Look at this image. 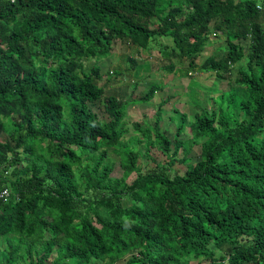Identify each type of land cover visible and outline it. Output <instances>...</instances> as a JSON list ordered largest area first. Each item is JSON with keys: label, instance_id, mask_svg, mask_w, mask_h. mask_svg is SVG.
I'll return each instance as SVG.
<instances>
[{"label": "trees", "instance_id": "1", "mask_svg": "<svg viewBox=\"0 0 264 264\" xmlns=\"http://www.w3.org/2000/svg\"><path fill=\"white\" fill-rule=\"evenodd\" d=\"M115 44L154 48L159 69L176 60L189 76L224 80L238 64L239 89L195 112L187 139L183 124L169 139L135 122L141 136L124 141L127 108L161 87L105 95L118 75L98 85L97 63ZM154 146L164 161L139 172ZM5 189L0 264H264V0H0Z\"/></svg>", "mask_w": 264, "mask_h": 264}, {"label": "rangeland", "instance_id": "2", "mask_svg": "<svg viewBox=\"0 0 264 264\" xmlns=\"http://www.w3.org/2000/svg\"><path fill=\"white\" fill-rule=\"evenodd\" d=\"M224 45V41L221 38L212 40L211 45L205 48L203 54L198 59V63L201 64L208 56L219 52V48H222ZM242 45L246 53L247 42H242ZM128 58L135 62V66H132ZM162 61L164 60H162V57H160V54L154 48L139 52L131 46L115 44L112 55L97 63L102 76L101 80L98 81V85L103 86L107 84V73L112 72L110 73V75L112 74L111 76H114L113 74L118 75V81L112 79L110 83L108 82L105 95L114 94L124 101H130L144 95L150 86L156 85L161 87L150 102L130 105L127 108L125 120L128 122L129 132L123 137L124 141H127L130 136H141V134L133 129L132 124L135 122L150 125H154L157 122L159 131L169 139H173L175 136L176 126L183 124V134L179 136V139H187L190 136L189 124L195 112L200 111L201 108H216L214 101L219 96L227 94V92L234 89H239L237 82L239 78L238 64L231 69L229 78L220 80L214 73H194L192 76H189L184 70L186 63L183 65L176 60H174L175 68L173 72H168L164 69H159ZM93 64H95L93 60L87 62L86 68L90 69ZM244 64L245 60L242 61V65L240 66ZM164 101L165 104L159 109L160 104ZM159 110L160 116L157 114ZM93 111L98 114L100 119L104 118L98 109L93 108ZM183 118H186L185 121H183ZM198 154L199 147L194 146L188 158L190 160L191 158H197ZM149 155L151 158L144 157L137 161L139 172L145 173L153 170L157 164H162L165 159V156L162 155L156 146L149 150ZM111 158L114 162L118 161V157L115 154H111ZM178 158H182L181 153H179ZM173 169L179 173H183L185 171V164L175 163ZM121 175L120 167L116 163L112 177L119 178ZM135 176L136 173L128 179V182H131ZM113 264H125V260Z\"/></svg>", "mask_w": 264, "mask_h": 264}, {"label": "built area", "instance_id": "3", "mask_svg": "<svg viewBox=\"0 0 264 264\" xmlns=\"http://www.w3.org/2000/svg\"><path fill=\"white\" fill-rule=\"evenodd\" d=\"M8 196H9V192L6 189L3 190L2 192H0V198L1 199L7 200Z\"/></svg>", "mask_w": 264, "mask_h": 264}]
</instances>
